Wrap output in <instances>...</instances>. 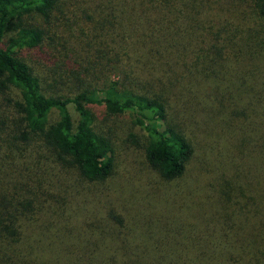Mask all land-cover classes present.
Segmentation results:
<instances>
[{
    "label": "trees",
    "instance_id": "trees-1",
    "mask_svg": "<svg viewBox=\"0 0 264 264\" xmlns=\"http://www.w3.org/2000/svg\"><path fill=\"white\" fill-rule=\"evenodd\" d=\"M0 264H264V0H0Z\"/></svg>",
    "mask_w": 264,
    "mask_h": 264
},
{
    "label": "rangeland",
    "instance_id": "rangeland-1",
    "mask_svg": "<svg viewBox=\"0 0 264 264\" xmlns=\"http://www.w3.org/2000/svg\"><path fill=\"white\" fill-rule=\"evenodd\" d=\"M229 89L232 91L231 88ZM242 96L244 97L243 98L244 102L248 103V99H246L247 97H245L244 95ZM68 111L71 118L74 121L76 119V113L74 112L71 105H68ZM99 111L103 112V109L102 108L95 109V112H99ZM101 116L106 117L104 115L98 114L97 123L100 124L101 122H103L102 124H100V128L102 130L112 129L113 131L112 138L114 141L115 153L117 154V161L123 163V166L126 171V173L122 174L124 176L120 178L122 182L120 181L121 183L115 187L118 190L121 201L125 203V211L123 212L124 217L126 218V220H133L134 222L136 221L138 224L140 223L142 224L144 222L145 220L144 213L148 214L150 219H153L154 216L156 219L157 218L156 216L160 214L159 212L162 209L161 206L163 205V199H164L163 196L165 194L164 193L165 188H167L168 191H170L171 193L175 192L178 189L179 183L182 182L183 180H189L192 182L191 176H188L189 178L180 179V181L174 180L171 183L165 184L168 187H160V192H159L160 198L157 197V199H155L156 196L150 197L145 191V188H143L142 185L139 183V180L142 179H140L139 176L132 174V172L130 171L129 163L134 160V156L128 151L129 149L127 147L129 145L125 141V137H127V135L131 132H136V130L130 126L129 122L126 119V116L124 115L107 116L102 121H101L102 119ZM55 120H57V113L55 110H51L48 114V121L54 122ZM200 147L201 149L204 150L203 144H200ZM137 160L134 163H132L131 166L136 164ZM175 211L176 209L173 212L176 213ZM171 214L172 213H169L170 216ZM165 215L169 216L168 213H165ZM157 250L158 251L156 253L162 252L159 249Z\"/></svg>",
    "mask_w": 264,
    "mask_h": 264
}]
</instances>
